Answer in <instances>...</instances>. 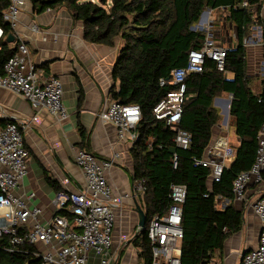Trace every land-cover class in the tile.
Instances as JSON below:
<instances>
[{"label": "trees", "instance_id": "obj_1", "mask_svg": "<svg viewBox=\"0 0 264 264\" xmlns=\"http://www.w3.org/2000/svg\"><path fill=\"white\" fill-rule=\"evenodd\" d=\"M36 10L66 7L83 25V37L90 43L114 45L118 50L113 64L114 84L109 89L112 99L123 104H136L140 118L136 125L138 139L130 155L131 179H143L145 190L140 193V205L146 216L145 227L134 239L144 264H151V246L147 225L155 215L171 203L172 184H184L186 197L182 204L180 264H204L212 257L216 245L241 229L243 209L233 199L232 181L254 162L258 146L257 134L264 123V88L254 93L248 77L245 39L250 27L259 22L264 60V21L261 10L264 0H248L247 7L236 5L243 0H31ZM7 0H0V10ZM222 9L236 28L235 46L227 50L223 70L215 61L205 58L201 72L189 73L185 79V102L179 126L191 135L188 148L177 147L175 131L157 119L152 109L155 103L176 85H159V79L170 76L172 69L185 66L188 52L198 49L205 32L193 30L204 6ZM5 36L11 33L0 18ZM13 43V42H12ZM0 43V72L5 61L15 51V45ZM231 74L232 77H228ZM232 94L231 111L235 113V134L239 139L234 162L226 167L219 182H211L210 169L194 164L193 158L204 154L221 122L214 99ZM8 121H1L5 125ZM83 137V135H82ZM177 165L173 167V154ZM230 200L224 209L216 206V197ZM234 202V203H233ZM243 203V202H240ZM58 214L71 217L64 211ZM10 236H0V264H41L34 254L36 247L25 243L19 251L10 252Z\"/></svg>", "mask_w": 264, "mask_h": 264}, {"label": "built area", "instance_id": "obj_2", "mask_svg": "<svg viewBox=\"0 0 264 264\" xmlns=\"http://www.w3.org/2000/svg\"><path fill=\"white\" fill-rule=\"evenodd\" d=\"M26 1L7 0V5L0 10V18L9 25L15 41V51L5 61L0 72V88L21 96L35 111L28 123L10 120L5 125H0V236H10L11 246L6 248L10 252L19 251V246L25 243L34 245V254L41 257V264H87L90 250L99 257L100 264H114V210L121 207L124 199L130 196L129 193H115L106 178V172L118 159V153L98 158L87 150L78 149L75 162L83 173L84 187L57 191L53 200L55 212L46 224L38 219L41 213L39 206L28 208L24 198L13 193L28 173L29 152L24 143V129L37 120L40 113L47 114L58 122L69 116L62 102L61 79L56 75L40 73L31 59L28 46L17 31L19 14ZM235 4L247 8L250 6L248 0L236 1ZM206 26L208 28L210 25ZM31 28L35 32L40 29L37 23H33ZM209 28L202 45L188 52L186 65L172 69L169 77L159 79L160 86L172 83L176 88L161 97L152 112L157 119L164 120L175 131L173 141L180 148H188L191 142L190 133L179 126L185 102V77L189 73L201 72L205 58L214 60L219 70H223L225 66L229 48L220 44ZM4 38V29L0 23V43ZM252 91L256 93L253 89ZM232 98V94H229L225 102L227 109L231 108ZM98 117L115 127L120 142L132 145L138 139V105L123 104L112 99L99 111ZM230 127V121L225 119L204 154L193 158L194 164L210 169L211 182H219L223 170L235 160L236 146L231 140ZM257 141L254 162L248 169L239 172L232 181L233 199L237 202L245 201L249 183L261 185L264 182V123L258 131ZM177 158L174 153L173 167L177 165ZM68 180V177L64 178V182ZM132 189L135 193H143V179H136ZM29 197H34V193ZM185 197L186 186L172 184L170 205L150 219L147 237L151 246V264H180L183 236L181 215ZM251 208L261 224L258 243L256 247L242 253L238 264H264V194L251 203ZM57 211L67 212L71 217L58 214ZM204 264L218 263L209 259Z\"/></svg>", "mask_w": 264, "mask_h": 264}, {"label": "crops", "instance_id": "obj_3", "mask_svg": "<svg viewBox=\"0 0 264 264\" xmlns=\"http://www.w3.org/2000/svg\"><path fill=\"white\" fill-rule=\"evenodd\" d=\"M261 17L264 21V3ZM33 23L40 27L37 32L31 28ZM17 31L28 46L31 59L40 73L56 75L61 79L62 102L69 116L58 122L40 113L38 119L24 129V143L29 152L28 173L13 193L22 196L28 208L39 206L41 213L38 219L46 224L55 212L53 200L57 191L84 187L83 173L75 162L78 149L87 150L98 158L118 153V159L106 172V178L115 193H129L130 196L124 199L121 207L114 210L113 262L144 264L134 243L139 231L134 207L136 203L141 205L140 194L132 189V145L120 142L115 127L98 117L99 111L112 100L109 89L114 84L112 70L118 40L114 45L90 43L83 37L82 22L75 20L66 7H47L38 11L31 0H27L21 8ZM12 44L15 45V41ZM228 77L232 75L228 74ZM228 96L229 93H224L214 99L215 107H224L228 111L216 129L225 119L230 121L231 140L237 146L239 139L234 128L235 113L229 111L225 104ZM34 114L28 101L0 88L1 121L28 123ZM66 177L68 182H64ZM32 193L34 197H29ZM245 193V201L235 203L243 209L241 229L230 234L221 244H218L216 237L217 246L211 259L218 264H238L242 253L256 247L258 243L261 224L251 203L264 194V182L261 185L249 183ZM229 202L228 198L216 197L219 209H224ZM37 247L41 249L39 245ZM87 264H100L93 250L88 254Z\"/></svg>", "mask_w": 264, "mask_h": 264}, {"label": "rangeland", "instance_id": "obj_4", "mask_svg": "<svg viewBox=\"0 0 264 264\" xmlns=\"http://www.w3.org/2000/svg\"><path fill=\"white\" fill-rule=\"evenodd\" d=\"M204 14L200 16L199 21L195 24L194 30L212 32L214 38L225 47H232L236 43V28L226 18V13L222 9H211L207 5L203 8ZM210 25L207 26L206 25ZM262 29L259 22L250 27L249 34L245 39L246 54L248 57V77L251 88L259 92L264 87V60L262 56L261 43ZM221 117L228 114L225 109L218 108ZM231 111V108L230 110ZM223 119H221L222 121Z\"/></svg>", "mask_w": 264, "mask_h": 264}, {"label": "water", "instance_id": "obj_5", "mask_svg": "<svg viewBox=\"0 0 264 264\" xmlns=\"http://www.w3.org/2000/svg\"><path fill=\"white\" fill-rule=\"evenodd\" d=\"M203 14H204V11L201 13L200 16H202ZM195 26L196 25L191 26V29L194 30ZM5 40L8 43H12L14 41V35L12 33H8L5 36ZM134 211L137 213V216H138V221H137L138 230H141L145 227V223H146L145 212L137 203L135 204Z\"/></svg>", "mask_w": 264, "mask_h": 264}]
</instances>
